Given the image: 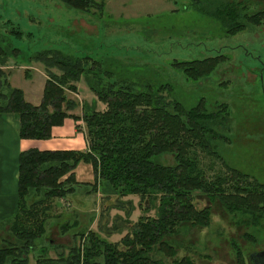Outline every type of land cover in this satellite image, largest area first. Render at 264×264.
Segmentation results:
<instances>
[{
    "label": "rangeland",
    "instance_id": "rangeland-1",
    "mask_svg": "<svg viewBox=\"0 0 264 264\" xmlns=\"http://www.w3.org/2000/svg\"><path fill=\"white\" fill-rule=\"evenodd\" d=\"M105 2L102 13L95 7L78 10L61 0H0V46L9 43L21 50L20 56L0 57V65L10 58L19 63L34 52L60 49L96 59L106 76L111 73L110 80L124 79L138 87L146 84L160 87L165 101H177L185 109L202 101L206 113L219 116L217 123L211 124L220 137L217 134L216 139L210 138L208 148L193 145L188 156L194 167L193 174L207 187L194 191L192 202L197 210L208 211V221L179 223L167 240L177 257L186 255L194 264H247L249 254L264 250V219L230 208L210 187L219 184L222 190L229 191L237 183L232 180V169L247 174V179L241 178L243 181L253 182L256 178L264 182V18L262 14L256 20L260 23L250 22L244 29L227 34L216 18V9L225 3H233L239 9L240 3H244L246 8L242 13L250 18L254 13H264V0H200L196 4L192 0ZM15 27L21 30L20 36L13 30ZM219 54L223 60L210 73L202 76L191 73L189 67L195 66L194 62ZM92 59L83 61L91 66ZM42 64L47 77L50 73L56 77L62 74L58 67ZM31 71L41 74L34 67ZM24 72L13 73L22 80ZM89 75L92 77L93 73ZM35 81H39L38 75L32 84L26 79L30 96L37 92ZM69 85L81 87L80 92L69 89ZM84 88L88 92L85 74L64 85L66 97L79 103L70 111L82 115L80 98H88L84 100L88 106L92 100L99 102L95 110L103 111L105 104L90 88L95 99L92 94L87 97ZM155 159L164 165H176L171 154H161ZM98 196L84 194L77 201L70 199V205L63 203L61 197L42 201L36 200L37 196L26 197L27 211L30 205L32 211L33 203L37 202L40 211L37 217L44 226L29 255L20 256L35 264L37 259H43L39 257L40 250L42 253L44 247L51 245L47 257L67 264L72 248L84 239L87 241L88 231L82 230V224L89 223ZM98 201L101 227L105 219L116 224V229L107 230L96 228V224L92 226L97 239L105 243L120 242L139 216L155 217L158 205L157 199L142 198L141 201L138 194L109 193L108 199L100 195ZM23 217L31 216L23 213ZM79 221L81 225H77ZM64 224L68 226L62 232ZM29 225L26 222V229ZM8 229V225L0 227V246L18 249L16 237ZM82 262L83 258L79 264Z\"/></svg>",
    "mask_w": 264,
    "mask_h": 264
},
{
    "label": "trees",
    "instance_id": "trees-1",
    "mask_svg": "<svg viewBox=\"0 0 264 264\" xmlns=\"http://www.w3.org/2000/svg\"><path fill=\"white\" fill-rule=\"evenodd\" d=\"M61 1L78 10L95 7L102 13L106 4V0ZM192 1L195 4L200 2ZM245 8L244 3H240V10L233 3H225L216 9V18L227 34L244 29L247 23H260L256 20L262 14L264 18L263 12L249 15V18L243 14ZM15 28L13 30L20 36L21 30ZM20 54L21 50L9 43L0 46L2 58ZM84 58L86 61L92 59L89 55L76 56L60 49H44L25 57L27 62L34 59L46 67L56 66L62 71L59 77L51 73L47 77L41 101L37 105L28 102L23 91L12 86L5 72L0 69V113L7 112L15 116L19 121L20 138L49 139L52 127L62 125L66 117H71L75 121H83L87 143L85 151L40 150L31 147L20 152L17 211L5 221V225L9 226L8 232L16 237L15 248L19 247L0 246V264H29L20 255H29L33 244L43 233L44 223L37 217L40 214L37 202L33 203L32 211V205L27 211L24 203L26 197L37 196L39 198L36 200L40 201L51 197L75 200L84 192H96L100 188L107 199L109 193L121 196L138 194L141 201L142 198L147 201L157 199L156 216H139L130 228V233H125L120 242L105 243L97 239L98 235L94 231L89 230L87 241L84 239L70 251L67 264H79L81 258L82 264H194L186 255L177 257V252L167 238L175 232L179 223L200 224L208 221V211L197 210L192 202L193 192L207 187L200 177L193 174L194 167L188 152L193 145L208 148L210 138L216 139L218 132L211 123H217L219 116L206 113L202 101L191 109H185L177 101L169 103L160 94V87L150 84L138 87V84L124 79L110 80L111 73L106 76L99 61L92 59L93 65L88 66ZM222 60L220 54L207 57L194 62L196 65L189 69L192 74L202 76L210 73ZM183 69L188 73L186 68ZM90 73H93L92 77H89ZM83 74L90 90L106 108L97 111L94 104L88 106V103L83 102L82 115L79 116L69 113L78 104L66 97L64 85L78 80ZM68 88L76 90L73 85ZM161 154H171L176 165L158 162L155 157ZM79 162L90 163L94 173L92 184L76 180L74 169ZM232 172V180L237 182L236 185L224 191L219 184H214L210 187L212 192L230 208L247 211L264 219V182L256 178L253 182L243 181L247 179V174L237 169H232ZM217 180L220 181L219 178ZM23 213L31 217L25 219ZM26 222L30 223L28 229ZM99 225L101 227L100 222ZM115 225L113 223L112 228ZM67 226H61L62 232ZM47 250V247L42 249V253L40 250L39 257L43 259H37L36 264L61 263V259L56 262L47 257Z\"/></svg>",
    "mask_w": 264,
    "mask_h": 264
},
{
    "label": "crops",
    "instance_id": "crops-1",
    "mask_svg": "<svg viewBox=\"0 0 264 264\" xmlns=\"http://www.w3.org/2000/svg\"><path fill=\"white\" fill-rule=\"evenodd\" d=\"M33 67L35 69L40 70L41 74L39 75L36 72H32V71L30 72V69L32 70ZM0 69H2L5 72L7 79L12 86L17 87L23 91L24 98L28 102L34 105L40 103L42 98L43 87L47 79L44 66L42 63L35 62L32 60L29 62L24 60L18 63V62H13V59L10 58L4 64L0 65ZM23 69H26L25 72L23 71ZM42 69L44 73L42 72ZM15 70H20L21 73L24 72V74L21 75L23 77L22 80L19 77V75L13 73ZM37 75L39 77V81L34 82V83L37 82L36 84L37 92L33 96H30L28 92L29 86L30 84L33 83V78H35ZM25 78L29 81L30 84L26 82ZM80 89L81 87L78 86L76 88V92H80ZM87 91L88 92L85 91L86 96L90 97V95L92 94V97H94L95 99V95L89 90V88ZM87 99L88 98H84V99L80 98L79 101L83 103L85 102L84 100ZM94 103H95L94 100H92L91 104ZM98 104L99 102L95 103V106L97 107ZM69 113L74 114V112L72 111H70ZM31 147H37L40 150L85 151L87 149V143L84 137V123L82 120L75 121L71 117H66L62 125H57L52 127L51 137L49 139H42V140L25 139L19 137V121L15 118V116L12 113H7V112L0 113V227L4 226L5 221L13 217V215L17 211L18 175H19L18 156L21 151ZM74 174L76 180L79 182L92 184L94 181V173L90 163L79 162L74 169ZM89 193H95L99 195L97 197V203L95 209L93 208L92 216L90 217L88 224H82L81 223L82 221H79V224L77 223V225L82 224V230L87 229V231L91 230L92 226H95V224H96V228L99 229L102 228H105L106 230L112 229V225H113L111 224L112 222H109L108 220L105 219V226L103 227H100L98 222L99 221L98 218L100 217L98 198L100 197V195L105 196L101 188L97 189L96 192L87 191V193L84 192L81 195L89 194ZM81 195H78V197H80ZM77 198H75V201H77ZM60 199L63 201V203L70 205L71 202L70 199L72 198L61 197ZM29 264H30V260H29Z\"/></svg>",
    "mask_w": 264,
    "mask_h": 264
},
{
    "label": "flooded vegetation",
    "instance_id": "flooded-vegetation-1",
    "mask_svg": "<svg viewBox=\"0 0 264 264\" xmlns=\"http://www.w3.org/2000/svg\"><path fill=\"white\" fill-rule=\"evenodd\" d=\"M247 264H264V250L253 251L249 254Z\"/></svg>",
    "mask_w": 264,
    "mask_h": 264
}]
</instances>
